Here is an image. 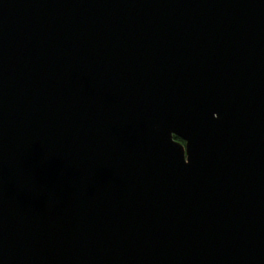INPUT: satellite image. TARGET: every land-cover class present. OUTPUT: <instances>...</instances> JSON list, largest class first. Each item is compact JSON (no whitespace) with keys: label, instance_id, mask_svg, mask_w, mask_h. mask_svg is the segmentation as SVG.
<instances>
[{"label":"water","instance_id":"1","mask_svg":"<svg viewBox=\"0 0 264 264\" xmlns=\"http://www.w3.org/2000/svg\"><path fill=\"white\" fill-rule=\"evenodd\" d=\"M0 264H264V0H0Z\"/></svg>","mask_w":264,"mask_h":264},{"label":"trees","instance_id":"2","mask_svg":"<svg viewBox=\"0 0 264 264\" xmlns=\"http://www.w3.org/2000/svg\"><path fill=\"white\" fill-rule=\"evenodd\" d=\"M175 140H177V141H179V142H181V143H183L181 140H179L178 138H175Z\"/></svg>","mask_w":264,"mask_h":264}]
</instances>
